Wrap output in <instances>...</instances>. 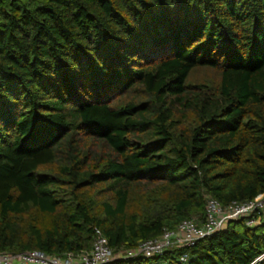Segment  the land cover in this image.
Returning a JSON list of instances; mask_svg holds the SVG:
<instances>
[{
	"label": "trees",
	"instance_id": "obj_1",
	"mask_svg": "<svg viewBox=\"0 0 264 264\" xmlns=\"http://www.w3.org/2000/svg\"><path fill=\"white\" fill-rule=\"evenodd\" d=\"M262 196L264 0H0V251L134 250ZM247 221L108 264H254Z\"/></svg>",
	"mask_w": 264,
	"mask_h": 264
},
{
	"label": "built area",
	"instance_id": "obj_2",
	"mask_svg": "<svg viewBox=\"0 0 264 264\" xmlns=\"http://www.w3.org/2000/svg\"><path fill=\"white\" fill-rule=\"evenodd\" d=\"M240 219H247L250 227L264 224V196L247 202H233L228 206H222L217 200L209 198L204 221L186 220L176 231L167 230L159 238L147 240L138 249L129 250L124 258L138 255L154 258L171 247L194 246L198 241L222 230L228 222ZM114 253L103 232L96 229L93 247L88 251L61 256H49L41 251L19 254L0 251V264H108L116 259ZM263 259L264 255L254 264Z\"/></svg>",
	"mask_w": 264,
	"mask_h": 264
},
{
	"label": "rangeland",
	"instance_id": "obj_3",
	"mask_svg": "<svg viewBox=\"0 0 264 264\" xmlns=\"http://www.w3.org/2000/svg\"><path fill=\"white\" fill-rule=\"evenodd\" d=\"M25 222L28 223V222H33L34 221H37L38 224L40 225H43V226H49L50 225V218L45 216V217H42L41 215L39 214H36V213H33L31 215H29L28 217L26 216V218H24ZM138 249V248H136ZM134 249V250H136ZM128 251H121V252H115L114 255L116 257V259L118 258H124L125 254L127 253Z\"/></svg>",
	"mask_w": 264,
	"mask_h": 264
}]
</instances>
